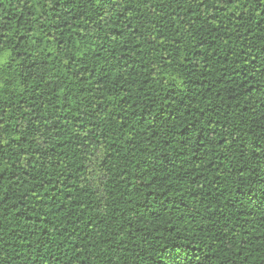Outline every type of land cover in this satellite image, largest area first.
Returning a JSON list of instances; mask_svg holds the SVG:
<instances>
[{"label":"trees","instance_id":"16d2710c","mask_svg":"<svg viewBox=\"0 0 264 264\" xmlns=\"http://www.w3.org/2000/svg\"><path fill=\"white\" fill-rule=\"evenodd\" d=\"M0 264H264V0H0Z\"/></svg>","mask_w":264,"mask_h":264},{"label":"snow or ice","instance_id":"6c2138e0","mask_svg":"<svg viewBox=\"0 0 264 264\" xmlns=\"http://www.w3.org/2000/svg\"><path fill=\"white\" fill-rule=\"evenodd\" d=\"M2 39V36H0ZM10 63V54L6 52L5 48L0 45V67H7Z\"/></svg>","mask_w":264,"mask_h":264}]
</instances>
